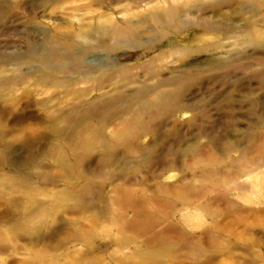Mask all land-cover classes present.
<instances>
[{
	"label": "rangeland",
	"instance_id": "374dc122",
	"mask_svg": "<svg viewBox=\"0 0 264 264\" xmlns=\"http://www.w3.org/2000/svg\"><path fill=\"white\" fill-rule=\"evenodd\" d=\"M157 1L159 2L157 3L159 5H166L163 3V0ZM202 1L203 4H201L199 8L198 5L189 7L193 12L195 11L192 18L185 17L195 20L197 24L201 22V25H197L196 23L193 25V23H190V20L186 19L187 24L185 23V27H182L180 32L172 34L168 38L163 39L161 42L162 49L166 48V51L169 50L167 53L170 52L167 56L169 60L163 64L165 65L164 69L166 72L164 71V74L166 76L172 72H182V67H184V65L192 66V68L196 70L194 71V69H191L194 74L191 72L186 75L187 77H190L191 75L190 78L184 77L179 80V82L175 84V86H178L177 88L173 86L177 90L170 86L171 84H168L169 86H167V88L175 91H172V94L174 95L170 97V99L164 101V103L168 105V108L165 105L162 109L163 112L165 111V114L167 113L166 116H164L162 110H158L161 111L160 114L156 111L155 107L153 108L149 106L147 101L152 98L150 95L149 96L151 98L145 97L147 96L145 95V98L143 99H141V96L143 95L139 96V99L141 100L139 101L141 103L137 101L138 98H136V100L134 98L133 102L128 98H123L122 102L120 100L117 103L112 104V106L115 105L113 106L114 110L119 106V110L116 109V112H111L113 111V109H110L112 106L106 108L105 112L108 113L110 118L109 120L112 118L115 120V118L119 119L121 117L119 122L122 125L121 126L117 123L118 119L116 121L112 119L113 122H116L117 126L115 123L114 125H112L113 123L106 125L105 130L107 129V134L108 132L110 134V131L114 133V131L118 132L120 130L122 135H125V133L129 135V132H124L123 128L124 122L126 121L123 119V122H121V120L124 117L133 120L140 112L143 113L140 117L143 121L140 118H137L139 121H142L144 125L139 121L137 122H139L138 124H140V126L143 125L144 127L139 126V128L144 129L150 124L149 127L151 130L153 128V131H148V128H146L147 131L146 129H144L145 131L140 130L143 134L138 133V138L136 137V139L132 137L131 139L129 138L131 141L128 143H131L133 140L134 143H132V145L136 146L140 143L139 141H141L140 144H148L151 142L154 147L153 151L151 150L152 153L149 151L139 154H135L136 151L133 149L134 154L131 152V144H127L125 147L124 145L119 147L117 152H119L120 155H124L127 150V158L132 159L131 161L128 160L129 162H127L124 166H122V164H118L114 166V169L110 170L108 168H102L101 172L103 173L112 172L107 180L98 177L91 180V183L95 184L97 182L98 187H100V189H94L87 195L88 199H91L92 197L95 199V204L99 207L97 210L98 217L95 216V213L92 215L93 209L91 208H89L90 212L88 213L90 217L88 215H85V217L87 216L90 220L98 222L106 216L108 221L109 219L112 220V225L116 224L123 227V233H126L125 236L129 242L133 243L129 247L137 246L148 252H153L155 250L154 248H157L158 253L161 252L160 249L166 250L165 253H163V259L166 258L169 261H160L154 264H264V225H250V229L248 231L249 233H245L244 239L241 240L243 237L241 236L243 230L242 225H247L255 220L252 215H250L249 209L247 208L255 210L264 208V204L260 202L261 200H264V178L262 180H256L257 182L253 186V189H257L259 192L261 191L260 188L263 189L262 194L260 192L261 196H249L247 194L246 197H243L242 194L246 193V191H244V188H239L240 186L247 185L250 187L252 180L255 179L253 176L258 174L261 170H264V162L259 167L257 165L258 163H262V160L264 161V156H261L264 152V139H261L262 137L258 134V132L264 131V61L261 60V58L264 57V40L259 42L258 48L253 46L248 47L249 45L244 46V44L241 45L243 43L242 36L247 34L249 21L252 20L261 27H264V21L262 20L264 15V1ZM247 1L249 2L247 3ZM112 3L113 0H0V71L5 72V70H8V74L11 75L12 70L16 71L15 68L17 64H21V70H28L23 64L25 63V60L33 57L36 51L39 52L40 49L45 46L47 40H49L53 35V31L58 26H61L62 24L65 25V22L66 24H71L75 29H78L83 21L84 23L92 22L95 24L91 16L95 15L98 17L101 14L104 15L108 12L110 13L111 8H114L116 11L113 16L117 19H122L124 17V13L122 14L119 12L120 5H111ZM146 4L147 3L145 2L140 4V9L142 11H147L146 9L148 8L146 7ZM87 5H89L90 8L92 7L91 9L94 10L95 13H90L89 15V13L83 9V7ZM236 7L241 9L240 14H231L232 11H235ZM218 12L220 15L217 14ZM83 17L84 19L86 18L87 21L84 19L83 21H80ZM87 17H90V19H87ZM203 17L205 20L212 18L215 22L217 21L220 23L221 27L219 30L217 31L204 27L202 25ZM225 17L230 19L226 20ZM242 31L244 33H241ZM144 39V46H132L130 47L131 49L120 48L113 53L109 51V54L106 57L108 58L109 55H112L113 58H115L116 56V64H131L133 66H135L134 63L137 65L140 62L139 64H141L157 53L153 51L144 53V49L149 48L146 44H151L153 42V39H150L149 36H145ZM248 39H252L251 36L248 37ZM208 45H213V49L210 48L207 52L199 51L200 47H206ZM214 45L216 46L214 47ZM183 49H185L184 52L180 51ZM232 55L235 59L231 57ZM255 57L257 60H255ZM230 58H233L234 60L231 62H225ZM258 58L260 59V62H258ZM182 60L184 62H182ZM212 61L213 63L214 61L220 62L219 67L217 66L216 68L211 65ZM166 63H168V65ZM197 70L199 71L197 72ZM140 72L141 73L138 72V74L142 77H139V81L148 79L144 70H141ZM142 72L144 74H142ZM5 75H7V73H5ZM58 75L61 76L62 74ZM138 76L136 77L137 80ZM194 78L196 82L194 81ZM5 79L6 78L2 79V77L0 79V107L3 106L6 108L8 106H13L11 103H7V100L14 95L23 98V100H20L15 105V113L12 116L7 117L5 121L7 127L9 125L12 127L13 124H15L12 121L21 115L26 116V118H32L38 112L43 114L44 110L42 107L30 106L27 108L29 101H31L32 104H37L35 100L43 99L46 96V94L39 95V93H37L36 87L33 85L34 81L25 80L28 82L27 84L24 81H14L12 85H8L5 82ZM183 82L188 83L183 85ZM133 86L135 87L139 85H137V83H133ZM47 89L49 88L46 87L43 91ZM27 90L31 94L28 95L26 93ZM172 100L173 103L171 102ZM181 100L183 102H181ZM144 102L146 103L144 104ZM119 103L122 107L126 108L124 111L121 110L122 107ZM137 104L140 105L137 106ZM169 105L175 109H170ZM185 105L186 107L190 105L188 107L189 109L186 108ZM179 106H182V108L184 107L185 109H182ZM135 107L138 109H135L134 112L130 114L128 111H133L132 109ZM2 108H0V110ZM164 108L166 109L164 110ZM107 109H110L111 113H109ZM145 109H148L146 112L147 114L151 112L150 109H152V115L149 114L151 118L148 115L146 116V113H144ZM173 110L175 112H173ZM168 111L172 113L169 112V114ZM105 112H103V114ZM123 115L124 117H122ZM153 115H155V118L157 116L158 118L160 116V118L155 119ZM2 116L3 115L0 114V119ZM92 116H89L86 120L89 121L92 118L93 121L91 120V122H96V116H93L94 118ZM149 118L153 121V124L149 121ZM152 118H154L156 122L154 119L152 120ZM146 121L148 122V125ZM36 122L37 121L33 119L28 120L29 124H35ZM127 122V127L125 126V128H128V131H131V128H134L135 130L139 129L136 124L137 122L134 123V127H128L132 125V121ZM1 123L3 122L0 120V124ZM82 124L78 126H82ZM110 126H115L118 130L116 131V128H110ZM119 126L120 129L118 128ZM135 126L137 128H135ZM155 126L157 128H155ZM43 128L44 127L40 129L41 131L38 130V134H47L44 135L45 139H42L39 142H34L32 147H24L19 142H15L13 144L9 152L12 151V157L15 158H12L14 164L11 163V166L8 164L1 165L0 168L3 172L14 175L18 174L20 176L21 173H18L20 172L19 170L27 168V164L31 166L32 163H36L40 160L41 163H45L47 161L46 164L48 163L47 165L50 167L48 171L58 170V168L54 166L55 158L51 159L50 155V158H48L46 154L52 147L56 148L52 150L57 154V156L61 153H65L64 155L69 153L71 154V152H69L71 150L64 146L57 148V143H55L56 139L53 137L54 132ZM82 129L80 130L83 132ZM125 130L127 131V129ZM75 132L76 135L79 134V139H85V135H80L79 129H75ZM75 132H73L72 135H74ZM132 132H134V130ZM137 132H139V130ZM251 132L255 133L252 134ZM120 133L118 132V134ZM154 133L158 134V141L156 138L154 140ZM114 134L118 135L117 133ZM50 135L52 138L48 137ZM245 135H248L249 138L251 136L254 141H257L255 142L256 145L253 150L256 152H254L253 155L251 154L253 157L251 156V158H249V161H252L253 164H248L246 159L240 155V150H229L226 145V142L228 141L236 143L239 141L238 143H240V147L244 150V148L249 146V143L247 142L248 139H243ZM74 137L76 136L74 135ZM7 138L8 137H6L3 141H0V145L1 143L7 142ZM218 139L222 141H219ZM51 140L54 141V143ZM193 144L198 147L196 148L197 151L196 149H193L195 148L193 147ZM217 148H219V150H217ZM32 149L35 151L34 153L38 152L37 154L39 157H33L29 159V162L24 161L23 159H27L29 153L33 154ZM208 150L211 153H209ZM215 151L217 153H215ZM218 154L220 157L222 156L225 158L219 159L218 161L215 160L218 159L216 158ZM7 155H9V153H7ZM88 157L85 159L86 161L84 160V162L89 166L92 165L90 170L94 171L98 167L97 165L101 162L99 151H91ZM210 157H213L211 158L213 159V163L210 162ZM33 159L36 160L34 161ZM43 159L45 161H43ZM16 160L19 164H17ZM25 162L27 164H25ZM219 162H221V165L218 164ZM15 164L22 167L24 165L25 166L18 169ZM232 164L236 165V171L234 170L236 173L237 171L244 170L243 174L235 175L233 171L232 175L231 169L234 168ZM210 165L215 169H219L224 166V172L222 175L225 177L222 179L220 176L221 182L217 183L213 181V177H210L208 174L204 175V178L200 176L201 173L208 171L204 168L206 166L210 168ZM248 170L252 171L251 175L244 174ZM22 177L23 176H21V178ZM29 177L26 179L23 177L25 182L28 181L29 186L26 183V185L23 183L24 186H22L36 187L35 192L37 194V198L49 203V214L45 215V218L42 217L40 220L43 222L44 218V220L49 222L48 223L46 221V224H52V216L55 214V211H58L62 214L61 220H65L66 222L69 215H67V211L60 206L61 200L66 198L65 192L61 191L65 188V183L49 176H39L40 179L36 175ZM56 180H58V182H56ZM83 184L84 183L77 185V188ZM189 185L190 187H193V190L187 187ZM117 186L121 187L122 190H134L135 192H132V194L124 192L123 195H120L119 197L117 196V201H115L114 204L110 203L108 205L109 210L103 211L100 207L104 208L106 206V198L112 199L110 198L114 195L112 191ZM144 188L146 190L142 191ZM161 190L167 191L168 194L165 192L159 194V191ZM3 194L4 196L0 195V238L12 239L11 234L14 236L13 233H16V231L13 230L15 232L11 233L12 229H14V227L12 228L11 226H13L12 224L16 221L15 219H17V215L12 213V209L8 204L4 203V199L6 197H11L9 191L4 190ZM128 194L131 195L128 196ZM157 194L160 195V198ZM179 194L182 198L184 196L185 197L183 199H179ZM21 195H23V197L21 196L23 199H25L24 197H27L25 193H22ZM205 206L208 207L207 210L209 211L202 210ZM199 210L202 211L200 212ZM113 218H116L117 221L114 222ZM132 220L135 221L130 223ZM65 222H58L56 225L57 227L52 228L51 230L50 227L55 226H44L42 224L45 222H43L40 227L42 235L38 244L36 243V246H46L48 248L50 245L51 249L58 248L60 246L59 243L62 241L64 242L65 238L60 237L59 240L56 239L58 241L57 242L52 239H47V237L49 238L54 235L57 232L56 230H58V227L60 225H64ZM116 230L117 228H113V234H115ZM17 232L18 234L20 233L19 231ZM9 234L10 237L7 236ZM249 235L251 237H248ZM101 236L104 237L103 235ZM101 236H99V234L96 235V242L103 248L102 254H104V258H106V264H114V262H116V257L129 253V248L123 249L115 243H112L109 237L101 238ZM238 236L241 238L236 239ZM246 237L247 239H245ZM252 237L253 239L251 240ZM148 238L156 239L151 245H149L146 242V239ZM226 240H229V242L231 241V244L233 243L236 247L235 248L233 246V252L234 255H236V257L239 256V258L237 257V259L231 260L226 257V255L231 252V249L226 248ZM253 240L258 243L253 242ZM24 243L25 241H21L19 244ZM68 245L72 249H86V244L84 242H70ZM61 252L62 251L60 250L58 254H61ZM97 252H101V250L96 249V253ZM50 253H52V251H50ZM111 255H115V258L111 259ZM28 257V254L24 251L18 252L17 250H0V264H11L12 260L17 261L24 258L28 259ZM49 258H51V256H49Z\"/></svg>",
	"mask_w": 264,
	"mask_h": 264
},
{
	"label": "bare ground",
	"instance_id": "6f19581e",
	"mask_svg": "<svg viewBox=\"0 0 264 264\" xmlns=\"http://www.w3.org/2000/svg\"><path fill=\"white\" fill-rule=\"evenodd\" d=\"M258 1H264V0H258ZM144 2L147 3L146 4L147 5L146 7L148 8V9H146L147 11H142L140 9L141 8L140 4L144 3ZM248 2L249 1H247V3ZM157 3H159L157 0H115V1L113 0V3L111 5H120L119 6L120 7L119 12H121L122 14L124 13V17L122 19L115 18L113 16V14H115L116 11L114 8H111L110 13L108 12L104 15L101 14L98 17H96L95 15L91 16L93 18L92 20H94L95 24L92 22L91 23H89V22L84 23V21H83L84 17H83V18H81L82 20H80V21H83V23L80 24L78 29H75L74 27H72L71 24H66V22H65V25L62 24L61 26H58L53 31V35L50 37L49 40H47V43H45V46L42 49H40L39 52L36 51V53L33 55V57L25 60V63H23V64L27 67L28 70H24V69L21 70L22 69L21 64H17L16 68H15L16 71L12 70L11 71L12 73L10 72L11 75L8 74V70H5V72L0 71V79H1V77H2V79L6 78L5 82L8 85H10V84L12 85V83L14 81L15 82L16 81H18V82L24 81L27 84L28 82L25 80H28V81L31 80V81H34L33 85L36 87V91H37V93H39V95L40 94H43V95L46 94L45 98L35 100L37 102V104H32V102L29 101L28 107L26 106L27 108H29L30 106L42 107V109L44 110L43 114L38 112L36 115H34L35 118L34 117H32V118L27 117L26 118V116L21 115L20 117L15 118V120L12 121L13 123H15V124H13L12 127L9 125L11 123H9L8 124L9 126L7 127L5 121H6L7 117L12 116L15 113L14 112L16 110V108H14L15 105L20 100H23V98L20 96L14 95L13 97H10L7 100V103H11L13 106H11V107L8 106L6 108H4L2 106L4 109L2 107H0V108H2L0 110V114L3 115L2 118L0 119L1 122H3L0 124V141H3L4 139H6V137H8L7 138L8 140H6L7 142L1 143V145H0L1 146L0 147V150H1V152H0V166L3 164H8L10 166L12 164H14V161H12V160L15 158L12 157V151L11 152H9V151L11 150V147L13 146V144L15 142H19L24 147L28 146V148H29V147H32L34 145V142H39L42 139L44 140L45 139L44 135H47V134H45V133H44V135H42L40 133L38 134V130L41 131L40 129L42 127H44L45 129L52 130V132H54L53 137L56 139L55 143H57V146H56L57 148H60V146L61 147L64 146V147L71 150V151H69V152H71V154L69 153L70 155L69 154L64 155L65 153L64 154L61 153L57 156V154L54 153V151L52 150V149H56V148L50 146V147H52V148H50L51 150L49 149L50 151L48 153L46 152L47 154L45 153L48 158H50V157H51V159L55 158V161H54L55 165L54 166L57 167L58 170L48 171V169H50V167L47 165L48 163L46 164L47 161L45 163H41L40 162L41 160H40L36 163L35 162L32 163L33 165L31 163H29V164H31V166L28 165L26 162H29L30 161L29 159H31L33 157L35 158L37 156L39 157V155L37 154L38 152L34 153L35 151H33V149H32L33 154L29 153L27 156V159H23L24 161H26L25 164H27L26 165V166H28L27 168H23L25 165L23 167L20 165H17L19 163L16 160L17 161V164H15L16 167H18V169L23 168V169L19 170L20 172H18V173H21L20 176L18 174L14 175V174H10V173L9 174L5 173L0 168V195L4 196V194H3L4 190L9 191L11 197H6L4 199V203L8 204L9 207H11V209H12V213L17 215V217H16L17 219H15L17 222L15 221L14 224H12L13 226H11L12 228L14 227V229H12L11 233H13L15 231H16V233H13L14 236H12V234H11L12 239L0 238V250H2V249L9 250V251L17 250L18 252L24 251L29 256L28 259L24 258V259H20L17 261L12 260L11 264H106L105 263L106 258H104V254H102L103 248L101 246H99L96 242L97 241L96 235H98V234H99V236L103 235L105 238L109 237V239H111L112 243H115L116 245H118L119 247H121L123 249L129 248V250H130L129 253L123 254L120 257H116V262H114V264H154V263H158L160 261H167L168 260L166 258L163 259L164 258L163 253H165L166 250L160 249L161 252L158 253L157 248H154L155 250L153 252H148V251L140 249L137 246L136 247L135 246L129 247L133 243H130L129 240L127 239V237L125 236L126 233L125 234L123 233V227H121L120 225H116V224L112 225L111 224L112 220L109 219V221H108V218L105 216V214H104L105 217H103L100 221L97 220L98 222H96L95 220H90L87 216L85 217V215H88L90 217V215L88 214L90 212L89 208L93 209L92 215H94V213H95V216L98 217V211L97 210L99 209V207L95 204V199H93V197L91 199H88L87 195L94 189H97V188L100 189V187H98L96 181H95L96 182L95 184L91 183V180L94 179L95 177L107 180L109 178L110 174H112V172L103 173V172H101L102 168L103 169L108 168L110 170V169H114V166H116L118 164H122V166H124L127 162L131 161L132 158L131 159L127 158L128 157V152H126L127 150L126 151L124 150L125 151L124 155H120V153L117 152L119 147L122 145H124V147H125V146H127V144L132 145V143H134L133 140L131 143H128V142L131 141L130 140L131 137L136 139L138 133H140V134L142 133V132H140V130L145 131L144 129H146V128H148V131L151 130V128L149 127L150 124H149V126H147L144 129L139 128L140 124H138V123L141 122L143 124V122H142L143 119L140 118L141 115H143V113H140L139 111H141V110H139L138 111L139 116L137 115V117L140 118L142 121H139L138 118L135 116H132L135 118L133 120H130L129 118L127 119L126 117H124V115L122 116L124 118H122V120H121V122H123V119L126 122L128 120H129L128 122L132 121V125L128 126V127H132L133 125H135L134 123L139 121L136 123L138 125V126L137 125L136 126L139 128L138 129L139 132H137L138 130L136 129L137 130L136 131L134 128L133 129L131 128V131H128V128H125L126 122H124V126H123L124 132H129V135L127 133H125V135L124 134L122 135L120 133L121 132L120 130L118 132L121 135L115 131H114V133H117L118 135L114 134L112 131H110L111 135L109 134V132H108V134H109L108 135L107 129L105 130L106 125H108V124L110 125V123L111 124L113 123L112 125H114V123L116 124V122L112 121L113 118L111 120H109L110 118L108 116V113L105 112L106 108L111 107L112 104H115L120 100L122 102L123 98H128L132 102L134 101L133 100L134 98H135V100H136V98H138L137 101H139L140 100L139 96L143 95V96H141V99H143L145 97H150V96L152 97V98L150 97L151 99H149L148 100L149 102L147 101V103L149 104L150 107H153V108L155 107L156 111L158 113H160L161 111H158V110H162L165 105H166V107L168 106L166 103H164V101H167V99H170V97H172L174 95V94H172L173 89L170 90L167 88V86H169L168 84H171L170 86L173 87V86H175V84H177L179 82V80L183 79L184 77H187L186 75L188 73L192 72L194 74L193 70H191V69H194V68H192V66H185L184 65V67H182L183 71L181 70L182 72L178 71L179 73H177L176 72L177 70L175 71L176 73H173L172 71H167V72H172V73H170L169 75L166 76L164 74L165 65H163V64H164V62L169 60L167 56L170 52L167 53L169 50L166 51V48L162 49L161 42L163 39L168 38L172 34H176L177 32H180L182 27H185V23L187 24L186 19L190 20L191 21L190 23H193V25H195L194 24V23H196L195 20L188 19L185 17H191L192 18L195 11L193 12L192 9L189 7L190 6L193 7V6L198 5V8H199V6H201V4H203V1L202 0H183V1H181V0H163V3L166 5H159ZM227 3H228V1H227ZM237 7H236L235 11L231 10L232 11L231 14H233V15L240 14L241 9H238ZM91 8L89 5L83 7V9L85 11H87V13H89V15H90V13H92V14L95 13V11L92 10ZM254 8H255V6H254ZM196 13H197V11H196ZM66 14H68V13H66ZM217 14H219V12ZM87 19H90V17L89 18L87 17ZM228 19H230V18H228ZM228 19L226 18V20H228ZM84 20H86V18ZM262 20L264 21V15L262 17ZM202 22H203L202 25L204 27H206L207 29H212V30L218 31L219 28L221 27L220 26L221 24L218 23L217 21L215 22L212 18L205 20V18L203 17ZM200 23H198V24L196 23V24L201 25ZM246 30H247V27H246ZM243 31L241 33H244ZM247 34H249V35H247ZM247 34L242 36V39H243L242 42L243 43L241 45L244 44V46L249 45L248 47L253 46L255 48H258L259 42L260 41L262 42V40H264L263 39L264 27H261L259 24H256L255 22H253L251 20V21H249V28H248ZM145 36H149L150 39H153V42L151 44L150 43L146 44L149 46V48L144 49V53H146V52L148 53L151 51H153L155 53L157 52L156 54H154L153 56L148 58V60H146L145 62H143L141 64H139L140 63L139 62L137 65H136V63H134L135 66H133L131 64L130 65L129 64L123 65V64H116L117 63V61L115 60L116 56H115V58H113L112 55L111 56L109 55L108 58L106 57V56H108L109 51H111L113 53L120 48L126 49V48H130L132 46H142V45L144 46L145 44L143 43V41L146 40V39H144ZM250 36L252 39H248V37H250ZM148 41H150V40H148ZM215 46L216 45H214V47ZM212 47H213V45H208L206 47H200L199 51L200 52L201 51L207 52ZM184 50L185 49L180 50V51L184 52ZM32 53H34V52H32ZM174 55H175V53H174ZM169 57H170V55H169ZM231 57H233L235 59V57L233 55ZM233 58H230L229 60H227L225 62H231L234 60ZM255 60H257V58ZM261 60L264 61V57H262ZM177 61H176V63H177ZM221 61H223V60H221ZM182 62H184V61L182 60ZM258 62H260V59ZM211 63H212L211 65H213L216 68H217V66L219 67V65H220V62H216V61H214V63L212 61ZM166 64L168 65V63H166ZM206 66H208V65H206ZM168 68H170V67H168ZM175 68H177V67H175ZM202 68H204V67H202ZM198 69H199V67H198ZM141 70L142 71L144 70V72H146L148 79H146L144 81H139V77H142V76H140L138 74V72L141 73L140 72ZM199 70H197V72ZM194 71H196V70L194 69ZM5 73H7V75H5ZM58 74H62V75L60 76ZM142 74H144V73L142 72ZM137 76H138V80L136 78ZM190 77H191V75H190ZM144 78H145V76H144ZM194 81H195V78H194ZM192 82H193V79H192ZM133 83H135V84L137 83V85H139V86L134 87ZM185 83H188V82H185ZM185 83L183 85H185ZM46 87H48L49 89L43 91V89ZM175 87L177 88L178 86L176 85ZM184 89H185V87H184ZM175 90H177V89H175ZM179 92H181V91H179ZM185 92H187V91H185ZM26 93L28 95L31 94L28 90L26 91ZM145 95H147V96H145ZM172 99H175V98H172ZM137 101H136V103H137ZM171 102L173 103V100ZM177 102H178V100H177ZM181 102H183V101L181 100ZM145 103L146 102H144V104ZM139 105L137 104V106H139ZM113 106H115V105H113ZM113 106H112V108H110V109H113V111H111V112H114L116 109L119 110L118 109L119 106L115 110H114ZM120 106H121V104H120ZM189 106L186 107V105H185L186 108H188ZM169 107H170V105H169ZM179 107L182 108V106H179ZM122 108H121V110H123V111L126 109L124 107H122ZM172 108H174V107H170V109H172ZM110 109H107L109 113H111ZM135 109H138V108L135 107L134 109H132L133 111H131V110L130 111L127 110V111L130 112V114H132V112H134ZM152 109H150L151 112H152ZM165 109L166 108H164V110ZM142 110H143V108H142ZM147 110L145 109L144 113H146ZM123 111H121V112H123ZM103 112H105L107 114H105V113L103 114ZM117 112H119V111H117ZM151 112H149L148 114L146 113V116L147 115L149 116V114L152 115ZM157 112H156V114H157ZM162 112H163V110H162ZM169 112L170 111H168V113ZM173 112H175V111L173 110ZM163 113H164V116H166L167 113L165 114V111ZM170 113H172V112H170ZM123 114H125V113L123 112ZM127 114H129V113H127ZM136 114H137V112H136ZM92 115L94 117L96 116V120H97L96 122H91L92 118L89 121L86 120V119H88L89 116H92ZM133 115H135V114H133ZM31 116H32V114H31ZM153 116L155 118V115H153ZM167 116H169V115H167ZM149 117L151 118V116H149ZM24 118H26L28 120H30V119L36 120L37 121L35 123L36 125L35 124H29L28 120H26ZM125 118H126V120H125ZM150 118H149V121L152 123L153 121H151ZM154 118H152V120ZM156 118H158V116ZM159 118H160V116H159ZM117 119L118 118H115V120L114 119L113 120L116 121ZM119 119H121V117ZM119 119L117 120L118 121L117 123L120 124ZM135 119H136V121H135ZM155 119H154V121L156 122ZM25 120H26V122H25ZM133 121H135V122H133ZM80 124H82V126H78ZM143 125L140 127H144ZM147 125H148V122H147ZM14 126H16V127H14ZM116 126H117V124H116ZM136 126H135V128H137ZM79 127H81V128H79ZM111 127L112 126H110V128ZM113 127L116 128V131L118 130L117 127H115V126H113ZM118 128L120 129V126ZM155 128H157V127L155 126ZM75 129H79V132L81 131L80 129L83 130V132L81 131L82 133L80 132V135H82V136L85 135L84 140H81L78 138L80 136H78L79 135L78 133H77L78 135H76L77 131L75 132ZM125 129H127V131ZM129 130H130V128H129ZM133 130H134V132H132ZM146 131H147V129H146ZM151 131H153V128ZM73 132H75L74 135L76 137H74V135H72ZM130 132H131V134H130ZM253 133H255V132H253ZM258 134L260 137H262L261 139H264V131H260V132H258ZM40 135H42V136H40ZM48 137H51V135ZM139 137H140V135H139ZM155 138L158 141V139H159L158 134L154 133V140H155ZM244 138L248 139L247 142L249 143L248 144L249 146L247 148H244V150L240 147V143H238L239 141L237 143L232 142V141L231 142L228 141V142H226L227 143L226 145L228 146L229 150L230 149L240 150V155H242V157H244L246 159L248 164H253L252 161H249V158H251L253 153L256 152L253 150H254V146L256 145L255 142H257V141H254L251 138V136L249 138L248 135H245L243 137V139ZM127 139H129V140H127ZM218 140L222 141L220 139H218ZM137 141H139V140H137ZM52 142L54 143V141H52ZM139 142L141 143V141H139ZM140 143H138L136 146L132 145L131 150L133 149L134 151H136L135 154L136 153H138V154L139 153H145V152H149L151 150L153 151V147H154L153 143H151V142L148 144H140ZM2 144H4V145H2ZM193 147H195L193 149L198 148L195 144H193ZM127 148H125V149H127ZM228 148H227V150H228ZM129 149H130V147H129ZM95 150L99 151V157H100L101 162L99 165H97L98 167L94 171H91L90 169L92 168L91 167L92 165L91 166L87 165V163H85L84 160L88 157V155H90L91 151H95ZM133 150L131 152L134 154ZM217 150H219V148H217ZM47 151H48V149H47ZM152 151H151V153H152ZM196 151H197V149H196ZM26 152H28V151H26ZM208 152H209V150H208ZM7 153H9V155H7ZM209 153H211V152H209ZM215 153H217V152L215 151ZM52 154H53V156H52ZM40 155H42V154H40ZM49 155H50V157H49ZM54 155H55V157H54ZM258 155H259V153H258ZM261 156H264V152ZM44 157H45V155H44ZM211 158H213V157H210V159ZM216 158H218V159H215V160L218 161L219 159H222L225 157H222V156L220 157V155L218 154L216 156ZM212 160L213 159L210 160L211 163H213ZM43 161H45V160L43 159ZM221 162H219L218 164H220ZM261 162L262 163L257 164L258 167L261 166V164H263L264 161L262 160ZM223 163H225V162H223ZM232 165L234 168L231 169V174L233 175V171L236 169V165H234V164H232ZM13 167H15V166H13ZM223 168H224V166L220 167L219 169L216 168L217 169L216 170L211 165H210V168L208 166H206L204 169H206L208 171L201 173L200 176L203 177L204 175L208 174V175H210V177H213L212 178L213 181L219 183V182H221L220 176L222 177V179L225 177L224 175H222L224 172ZM235 171H234L235 175H241L244 172V170L243 171H237V173ZM51 173H53V174H51ZM89 173H91V174H89ZM251 173H252V171L248 170L244 174L251 175ZM33 175H36L38 177L39 176L40 177L41 176H43V177L44 176L54 177L55 179H58L59 181H63V183H65V188L61 191L65 192L66 198L61 200L60 206L62 208H64L67 211L66 212L67 215H69V218L67 219L66 222H65V220H61L62 214L58 211L57 212L55 211L54 212L55 214L52 216V219H51L52 224H46L47 220H44V218H45L44 216L49 214V211H50V209H48L49 203L47 201L45 202V201L37 198V194L35 192L36 187H34V186L23 187L24 186L23 183L24 184L26 183L28 185V181L25 182L23 177H25V179H26L29 176H33ZM21 176H23V177L21 178ZM40 177H39V179H40ZM253 178H255V179L252 180L250 187L248 185L239 187V188H244V191H246V193L242 194L243 197H246L247 194L249 196H251V195L261 196L263 189L260 188L261 189V191H260L261 194H260V192L257 189L256 190L253 189V186L256 184V182H257L256 180H259V179L262 180L264 178V170H261L260 172H258V174L254 175ZM42 179H44V178H42ZM46 179H47V177H46ZM28 180H30V179H28ZM58 180H56V182H58ZM82 183H84V184L77 188V185L82 184ZM187 187L189 189L193 190L192 189L193 187H190V185ZM145 190L146 189L144 188L142 191H145ZM112 192L114 194L113 196L110 197L112 199L106 198V200H105L106 206L104 208L100 207L103 209V211L109 210L108 205L110 203L114 204V202L117 201V199H116L117 196L119 197L120 195H123L124 192H128V193L132 194V192H135V191L134 190H127V189L122 190L121 187L117 186ZM162 192H165L168 194V192L165 190L159 191V194H161ZM22 193H25L27 195V197H24L25 199L22 198L23 197V195H21ZM131 194H128V196ZM159 194H157V195H159ZM159 198H160V195H159ZM178 198L183 199L180 196V194H179ZM134 201H136V200H134ZM260 202L262 204H264V200H261ZM207 209H208V207L205 206V207H203L202 210L209 211ZM247 209H249L250 215H252V217L255 220L253 222L248 223L247 225H242L243 230H242L241 236H243V237L241 238L238 236V237H236V239L241 238V240H243L244 234L247 233L250 229V225H264V208L263 209H257V210L251 209V208H247ZM202 210H199V211L201 212ZM205 213H207V212H205ZM42 217H44L43 222H45V223H43L42 220H40V219H42ZM113 219H114V222L117 221L116 218H113ZM61 221L65 222L64 225H62V226L58 225L59 227H58V230H56L57 232L54 235H52L54 237H52V236L49 238L47 237V239H52L53 241L54 240L57 241L56 239L59 240L60 237H64L65 238L64 242L62 241L61 243H59L60 246L58 248H55V249H51L50 245L48 246V248L46 246H36V243L38 244V241H40V237L42 235L40 232L41 224L43 223L42 225H44V226H46V225L55 226V227L51 226L50 227V230H51L52 228H56L57 227L56 225L58 224V222H61ZM134 221L135 220H132L130 223H132ZM215 226L218 227L217 225H215ZM113 228H117L118 232L116 230L115 234H113ZM13 230H15V231H13ZM17 231H19L20 233L18 234ZM7 236L10 237V234ZM104 237L101 236V238H104ZM248 237H251V236L249 235ZM14 238L16 239V241ZM155 239L156 238H153V239L148 238V239H146V242L149 245H151ZM245 239H247V237ZM252 239H253V237L251 238V240ZM21 241L22 242L25 241V243L19 244ZM226 241H227L226 248L231 249V252L228 255H226V257L228 259H231V260L237 259V257L239 258V256L236 257V255H234L233 251H234L235 246L233 245V243L231 244V241L229 242V240H226ZM70 242H84L86 244V249H78V248L72 249L68 245V243H70ZM253 242L258 243L255 240H253ZM62 243L64 244V246ZM96 249H100L101 252L96 253ZM60 250L62 252H61V254H58ZM50 251H52V253H50ZM54 251H57V252H54ZM49 256H51V258H49ZM111 256H112L111 259L115 258V255H111ZM170 258H175V257H170ZM234 264H237V263H234Z\"/></svg>",
	"mask_w": 264,
	"mask_h": 264
}]
</instances>
